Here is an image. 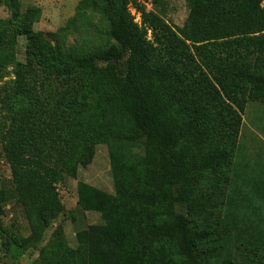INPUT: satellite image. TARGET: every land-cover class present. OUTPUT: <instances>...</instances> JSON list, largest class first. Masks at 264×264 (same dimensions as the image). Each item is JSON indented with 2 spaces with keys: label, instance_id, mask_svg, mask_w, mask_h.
I'll return each mask as SVG.
<instances>
[{
  "label": "trees",
  "instance_id": "obj_1",
  "mask_svg": "<svg viewBox=\"0 0 264 264\" xmlns=\"http://www.w3.org/2000/svg\"><path fill=\"white\" fill-rule=\"evenodd\" d=\"M130 1H79L78 16L99 13L115 41L79 54L64 48L63 34H51L53 43L34 31L39 8L0 0L12 10L0 19V80L10 66L14 76L4 84L0 140L31 228L26 242L10 244L41 239L64 209L57 182L104 144L115 194L80 182L77 202L104 225L78 231L73 250L56 236V260L41 250L36 264H227L221 205L241 114L247 100L264 99V0H184L177 29L144 8L135 22ZM4 202L0 195V229Z\"/></svg>",
  "mask_w": 264,
  "mask_h": 264
},
{
  "label": "rangeland",
  "instance_id": "obj_2",
  "mask_svg": "<svg viewBox=\"0 0 264 264\" xmlns=\"http://www.w3.org/2000/svg\"><path fill=\"white\" fill-rule=\"evenodd\" d=\"M79 1L17 0L20 11L28 7L41 10V17L33 29L42 32L53 43L51 34L57 33L63 34L65 49L75 48L79 54L108 49L115 41L109 36L107 23L92 10H85L78 16ZM128 8L139 21L142 8L155 10L175 29L183 25L188 14L184 0H159L157 5L153 0H131ZM11 15L12 10L0 2V19H8ZM63 27L66 30L59 32ZM27 44L25 36L18 37L16 51L19 61H25ZM7 72V76L0 80V121L4 116V84L14 77L12 66L7 68ZM241 117L238 145L226 171L228 184L221 205V216L225 217L231 233L224 261L227 264H264V99L247 100ZM131 151L135 159L142 153L139 148ZM113 173L109 149L107 145L100 144L88 166L79 168L74 178L65 177L57 182V193L64 209L47 226L41 239L34 246L17 247L10 244V238L17 237L26 242L31 228L22 205L14 198L11 169L0 140V195L5 198V214L0 229V264H36L41 250L56 260V254L62 250L59 244L54 245L56 236L64 246L77 249L78 231L104 225L101 213L86 212L78 206V184L82 182L114 195ZM238 232L244 242L240 246L237 243L241 240L238 242L235 238Z\"/></svg>",
  "mask_w": 264,
  "mask_h": 264
},
{
  "label": "built area",
  "instance_id": "obj_3",
  "mask_svg": "<svg viewBox=\"0 0 264 264\" xmlns=\"http://www.w3.org/2000/svg\"><path fill=\"white\" fill-rule=\"evenodd\" d=\"M137 18H138V17H137ZM137 18L135 19V22H138V23H139L140 21H139Z\"/></svg>",
  "mask_w": 264,
  "mask_h": 264
}]
</instances>
